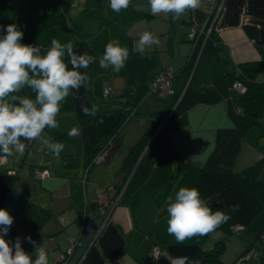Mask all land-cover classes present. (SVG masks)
<instances>
[{
	"label": "crops",
	"instance_id": "1",
	"mask_svg": "<svg viewBox=\"0 0 264 264\" xmlns=\"http://www.w3.org/2000/svg\"><path fill=\"white\" fill-rule=\"evenodd\" d=\"M221 1L201 0V6L197 10L187 11L180 19L174 21L170 14L152 15L148 0H131V5L140 16L127 26L126 31L132 40V55L126 62L124 72L120 73L126 75L131 88L122 87L121 91H113V95L132 91L140 82L139 72L145 71L149 77L165 68L181 72L188 65V61L192 60L194 45L188 39L192 21L205 24L207 30L212 29L215 32L227 54L230 70L236 71L237 65L242 62L259 61L258 78L264 80V0H224L217 13V6ZM144 31L155 34L160 43L146 47L142 54L138 50L137 41ZM194 70L195 76L203 84H212L221 72L217 54L210 50L199 53ZM113 75L103 78L101 87L103 84L108 85ZM97 87L93 81L91 91L94 104L104 100L102 95L96 93ZM150 95L149 93L141 104L139 114L121 131L108 163L92 168L87 173L84 184L80 183L84 173V149L80 134L78 136L82 150L73 151L66 146L70 138L64 143L65 147L59 159L54 158L38 141H24L26 149L23 154L16 153L7 157V163L0 167V208L5 204L9 192L13 190L51 213V217L33 232L25 231L16 222L12 225L10 231L23 235L29 244L26 247L22 242L26 252L34 251L33 244L26 239L31 236L37 245L44 243L47 246L49 264H56L75 238L87 245L88 249L79 261L75 256L70 257L68 264H185V261L197 255L199 250H210L222 239L220 260L225 264H245V257L255 246L243 254L249 238L241 233H232L227 237L218 233L203 241L196 236L186 240L183 245H178L174 236L168 234L166 198L174 195L180 187H185L173 180L171 175L168 180L156 185L133 204L120 200L124 188L123 185L119 188L123 181L120 171L129 148L152 123L150 114L164 107V104L159 105L153 98L150 101ZM237 98L238 94L232 93L233 101ZM147 101L152 103L146 104ZM111 102L113 101L104 103ZM111 106L114 108L119 105L112 103ZM68 114L72 115L70 112L62 114L58 123L66 125L67 123L61 121ZM231 124L226 101L198 104L189 109L184 125L173 130L165 138L168 149L163 147L173 157H179L191 166L202 167L214 147L217 129ZM249 131L240 149V152L243 149L247 152L244 167L257 161L260 152L261 156L264 154V149L259 152L256 147L264 130L257 132L255 136L249 135ZM45 133L51 136L47 130ZM63 156L72 160L64 164ZM116 156V169H110L108 166ZM234 165L235 163L233 168ZM36 169H46L50 176L39 178L34 174ZM250 233L262 234L252 229ZM5 238L10 240L9 234ZM155 246L162 249V255L158 259L152 258L150 254ZM185 257L186 260L183 261L178 259Z\"/></svg>",
	"mask_w": 264,
	"mask_h": 264
},
{
	"label": "trees",
	"instance_id": "2",
	"mask_svg": "<svg viewBox=\"0 0 264 264\" xmlns=\"http://www.w3.org/2000/svg\"><path fill=\"white\" fill-rule=\"evenodd\" d=\"M41 1L45 12L52 17L46 25L47 35L64 44L68 41V34L73 32L74 51L77 54L87 52L97 58L87 69L80 70L89 77L87 86L70 94L62 102L57 116L58 121L62 114L70 112L75 118L74 123L81 128L83 171H86L87 177V173L96 165L95 156L109 146L113 148L118 143L123 128L139 114L141 104L146 96L152 93L151 82L158 73L149 77L145 71L139 72L140 82L132 91H123L117 95L112 92L109 96H104L102 79L111 74L123 73L125 67L119 73L113 72L111 68L101 69L99 58L104 53L105 45L114 38H118L121 46H126L132 55V40L126 29L140 13L131 4L127 10L116 13L110 9L109 0H83L80 11L72 17L69 9L75 4V0ZM6 6V0H0V9ZM194 43L192 60L188 61V65L181 72L172 71V93L168 98L157 97L165 101L164 107L150 114L152 123L129 148L120 171L123 181L119 188L124 186L120 200L133 204L156 185L168 180L171 175L179 184L198 189L202 197L209 201L214 212L221 210L230 216L215 232L198 236V239L203 241L218 233L227 237L234 233L236 226L241 225L244 229L240 233L249 238L242 252L244 254L256 245L262 235L251 234L250 225L264 210V155L237 172L233 170V163L247 132L254 126L264 130V80L258 78L260 62H242L237 65L236 71L230 70L223 44L212 29L209 30L206 40L200 35ZM201 47L202 52L210 50L218 56L221 72L212 84H203L195 76L194 68ZM93 81L98 86L96 93L104 99L99 104H94L93 101ZM235 81H240L246 90L233 101L231 86ZM20 95L35 98L28 88ZM110 100L113 102L104 103ZM221 101L228 103V115L232 124L217 129L214 147L202 167L191 166L165 150L162 140L173 130L184 125L189 109L198 104H214ZM112 103L119 106L113 108ZM93 105L98 106L97 114L85 115L82 107L91 109ZM58 124L59 128L46 130L54 141L64 144L71 138L68 135L69 129L66 128L67 124ZM63 160L66 164L65 162L71 161L72 158L63 156ZM2 208L9 210L14 222L27 232L40 228L51 217L49 210L34 205L13 190L9 192ZM222 250V239H219L214 248L199 250L197 255L192 257L199 258L202 264H225L220 260Z\"/></svg>",
	"mask_w": 264,
	"mask_h": 264
},
{
	"label": "clouds",
	"instance_id": "3",
	"mask_svg": "<svg viewBox=\"0 0 264 264\" xmlns=\"http://www.w3.org/2000/svg\"><path fill=\"white\" fill-rule=\"evenodd\" d=\"M131 0H109L112 11L127 10ZM201 0H148L152 15L170 14L175 21L187 11H195ZM0 153L2 158L23 154L24 141H38L56 159L65 145L54 141L45 130L57 129V116L62 102L81 87H86L89 77L81 69L96 62L87 52L77 54L71 41L62 44L52 39L50 48L41 55V48L22 43L24 33L16 24L0 26ZM159 38L149 31L140 34L137 47L144 53L146 47L158 45ZM130 58L129 49L121 46L118 38L110 40L99 58V67L111 68L119 73ZM69 65L71 67H69ZM31 89L35 98L20 95ZM85 115L95 116L97 105L91 109L82 107ZM79 125L73 126L69 137L80 134ZM167 232L174 236L178 245L196 236L215 232L230 216L226 212L213 211L209 201L196 188L180 187L174 195L166 198ZM14 224L9 210L0 208V264H49V253L44 243L37 245L31 236L26 239L34 251L28 253L22 247L20 237L15 242L6 239ZM183 261L185 258H178Z\"/></svg>",
	"mask_w": 264,
	"mask_h": 264
},
{
	"label": "rangeland",
	"instance_id": "4",
	"mask_svg": "<svg viewBox=\"0 0 264 264\" xmlns=\"http://www.w3.org/2000/svg\"><path fill=\"white\" fill-rule=\"evenodd\" d=\"M75 1L76 2L74 6H71L69 9V14L72 16H75L77 12L80 11L83 0H75ZM6 4L7 6L5 8L0 9V25L1 23H4V24L8 23V25L16 24L20 28V30H22L24 33L22 43L37 45V43L40 42V44L37 46L41 48V55H44L47 49L50 48L51 41L53 39V37L47 35V26H46L47 23L51 21L52 17L48 13H44L45 8L41 0H6ZM74 36H75L74 33L70 32L68 34L67 42L69 41L73 42ZM130 84L131 83L128 81V78L126 77V75H122V74H114L108 81V85L113 88L112 91L114 92L121 91L122 87L124 88L126 87L127 89H130L131 88ZM30 92L32 95L35 96V93H33L31 89H30ZM150 94H151L150 95L151 97L149 98L150 101H152L151 98H153L159 105L165 103V101L156 99V96L153 93H150ZM168 97L169 95L166 98ZM151 103L152 102L147 101L146 104H151ZM144 107H145V104H144ZM73 121H74V117L71 114H68V116L63 117V120L61 122L69 124L67 128L70 130L73 126H76L74 125ZM257 132H262V131L259 130L258 127L254 126L251 128V131H249V135L255 136ZM66 146L70 147L73 151L82 150V144L79 141V136L71 137L69 143ZM256 147L259 150V152L261 149H264V134H262L259 137ZM239 153L240 154H238L237 159L234 161L235 163L234 168L236 171L242 169L244 165H246V164H243V163H246L244 160L245 154L247 155L246 149H243ZM259 157H261V152H260ZM117 160H118V157L116 156L114 159L111 160L108 167L110 169H116L115 165H117L116 164ZM108 161H109V158L106 160V162L101 163L99 165H105L108 163ZM95 166H97V164ZM85 181H86V178H85ZM80 183L83 184L82 182ZM250 228L252 230L260 231L262 234H264V210H262L260 214L258 215V217H256L252 221ZM9 236H10V240L13 242H15L17 237H20L23 244L25 243L24 246L27 247L29 245L26 242L25 237L21 235L20 233H17V231L16 233H14L13 230L10 231ZM69 247H71V243ZM249 254L251 255V259H249ZM249 254L245 257L246 258L245 264H264V238H262V241L261 240L256 241L255 247Z\"/></svg>",
	"mask_w": 264,
	"mask_h": 264
},
{
	"label": "built area",
	"instance_id": "5",
	"mask_svg": "<svg viewBox=\"0 0 264 264\" xmlns=\"http://www.w3.org/2000/svg\"><path fill=\"white\" fill-rule=\"evenodd\" d=\"M223 1L217 6L218 10L222 7ZM8 23L4 24L2 23L0 26H7ZM190 29L188 30V39L191 40L193 43L196 42L197 38L200 35H203L205 40L208 37L209 30L206 29L205 24H200L192 21L190 24ZM195 44V43H194ZM202 50V47L200 51ZM199 51V52H200ZM173 77L172 70L170 68H165L161 72H159L152 80L151 82V91L155 95H157L160 98H166L168 95L172 93V83L171 79ZM232 93L243 94L246 90L245 86L240 81H235L232 86ZM103 95L109 96L112 94V89L109 85L104 84L103 86ZM111 146L108 148L102 150L100 153H98L94 158V163L99 165L101 163L106 162V160L110 157L111 154ZM264 155V154H262ZM7 163V158H2V155H0V167ZM34 174L39 178H46L50 176V173L48 170H38L36 169L34 171ZM86 178V171L81 176L80 182L84 184ZM244 227L241 225H238L234 228V233H240L243 231ZM261 238H264V236L261 235ZM260 238V240H261ZM88 249V246L78 242L75 238L71 240V247L61 256V259L57 262V264H68V259L72 256H75L77 258V261H79L86 253ZM152 258L158 259L162 255V249L159 246L152 247L150 252ZM185 264H202L201 260L199 258L190 257L185 261Z\"/></svg>",
	"mask_w": 264,
	"mask_h": 264
},
{
	"label": "water",
	"instance_id": "6",
	"mask_svg": "<svg viewBox=\"0 0 264 264\" xmlns=\"http://www.w3.org/2000/svg\"><path fill=\"white\" fill-rule=\"evenodd\" d=\"M201 52H202V50H201L199 53H201ZM162 143H163V146H164L166 149H168V144H167V141H166L165 139L162 140Z\"/></svg>",
	"mask_w": 264,
	"mask_h": 264
}]
</instances>
